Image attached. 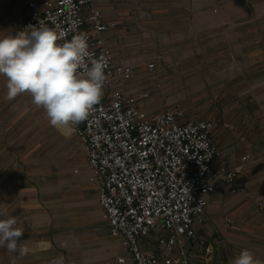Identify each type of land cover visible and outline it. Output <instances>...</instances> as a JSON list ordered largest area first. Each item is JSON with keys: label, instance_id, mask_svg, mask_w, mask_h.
Masks as SVG:
<instances>
[{"label": "crops", "instance_id": "crops-1", "mask_svg": "<svg viewBox=\"0 0 264 264\" xmlns=\"http://www.w3.org/2000/svg\"><path fill=\"white\" fill-rule=\"evenodd\" d=\"M25 1L0 0L1 17L23 20ZM95 2L104 20L114 23L104 38L117 66L130 65L136 72L128 82L108 87V98L149 90L150 97L141 103L149 116L179 101L161 107V99L208 98V113L195 117L215 121L216 163L235 164L250 155L243 173L248 193L230 194L219 187L211 194L204 223L186 242L190 264H230L243 249L264 264V0ZM149 62L156 68L147 72ZM183 109L185 118L194 114L187 106ZM83 154L75 162L70 214L54 218L35 188L18 191L1 206L24 229L18 244L24 243L29 254L21 257L0 248V264H50L60 255L66 264H131L130 255L105 228ZM64 243L67 247H61ZM164 244L156 232L143 240L145 249L160 253ZM74 246L81 251H73ZM120 257L125 261L119 262Z\"/></svg>", "mask_w": 264, "mask_h": 264}, {"label": "built area", "instance_id": "built-area-1", "mask_svg": "<svg viewBox=\"0 0 264 264\" xmlns=\"http://www.w3.org/2000/svg\"><path fill=\"white\" fill-rule=\"evenodd\" d=\"M25 4L28 11L21 30L45 24L58 32V43L86 33L90 52L86 66L91 60L107 59L103 98L75 132L111 236L130 255L131 264L161 260L190 264L186 242L204 223L211 194L219 187L230 194L248 193L243 173L250 155H242L235 164L216 163L220 149L214 119L185 118L179 101L149 116L141 110L149 90L108 98V87L128 82L136 72L130 65L117 66L104 38L114 23L104 20L95 0H26ZM147 67L153 70L155 63ZM152 232L165 243L161 253L143 247Z\"/></svg>", "mask_w": 264, "mask_h": 264}, {"label": "clouds", "instance_id": "clouds-1", "mask_svg": "<svg viewBox=\"0 0 264 264\" xmlns=\"http://www.w3.org/2000/svg\"><path fill=\"white\" fill-rule=\"evenodd\" d=\"M60 39L58 32L45 24L29 25L0 38V77L6 81V101L27 94L35 107L44 109L51 126L68 128L85 121L101 102L108 80L107 59L100 57L86 66L90 57L86 33L63 43H58ZM0 217V248L21 257L28 255V247L18 244L24 229L17 226L16 217L8 216L2 207ZM50 264H66L64 255ZM230 264L262 262L243 249Z\"/></svg>", "mask_w": 264, "mask_h": 264}, {"label": "rangeland", "instance_id": "rangeland-1", "mask_svg": "<svg viewBox=\"0 0 264 264\" xmlns=\"http://www.w3.org/2000/svg\"><path fill=\"white\" fill-rule=\"evenodd\" d=\"M24 18L20 21L13 15L9 19L0 15V38L20 31ZM146 70L152 71L148 67ZM149 76L154 79V74ZM5 95L6 81L0 77V207L12 202L18 191L35 188L38 198L48 205L54 218L70 214L69 206L73 203L71 190L76 185L73 176L77 175L78 169L75 162L77 158L84 157L75 132L76 125L53 127L44 109L35 107L29 95L18 96L10 102L6 101ZM174 100L193 111L191 117L208 113V98L158 101L163 107ZM184 115L187 116L185 112ZM105 225L108 229L107 222ZM89 229L90 225L85 227V233ZM77 232L81 234V231ZM92 246L94 244L90 250L94 253ZM80 247L74 246L73 251H81Z\"/></svg>", "mask_w": 264, "mask_h": 264}]
</instances>
